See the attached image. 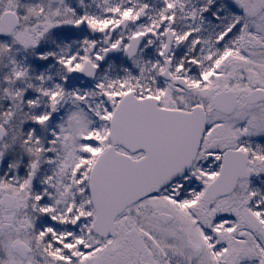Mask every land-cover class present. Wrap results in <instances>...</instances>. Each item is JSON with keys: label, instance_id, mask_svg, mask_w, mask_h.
Wrapping results in <instances>:
<instances>
[{"label": "snow or ice", "instance_id": "obj_1", "mask_svg": "<svg viewBox=\"0 0 264 264\" xmlns=\"http://www.w3.org/2000/svg\"><path fill=\"white\" fill-rule=\"evenodd\" d=\"M0 264H264V0H0Z\"/></svg>", "mask_w": 264, "mask_h": 264}]
</instances>
